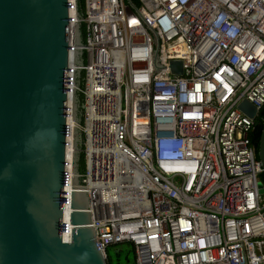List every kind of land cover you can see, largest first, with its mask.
<instances>
[{
    "label": "built area",
    "instance_id": "obj_1",
    "mask_svg": "<svg viewBox=\"0 0 264 264\" xmlns=\"http://www.w3.org/2000/svg\"><path fill=\"white\" fill-rule=\"evenodd\" d=\"M83 3L79 178L97 250L107 262L128 244L136 264H264V169L251 140L264 107V0Z\"/></svg>",
    "mask_w": 264,
    "mask_h": 264
},
{
    "label": "water",
    "instance_id": "obj_2",
    "mask_svg": "<svg viewBox=\"0 0 264 264\" xmlns=\"http://www.w3.org/2000/svg\"><path fill=\"white\" fill-rule=\"evenodd\" d=\"M82 46L77 0H0V264H108L79 178Z\"/></svg>",
    "mask_w": 264,
    "mask_h": 264
},
{
    "label": "trees",
    "instance_id": "obj_3",
    "mask_svg": "<svg viewBox=\"0 0 264 264\" xmlns=\"http://www.w3.org/2000/svg\"><path fill=\"white\" fill-rule=\"evenodd\" d=\"M131 1L133 2L134 5L138 6V0H131ZM78 12H79L80 15L84 14V3H83V0H78ZM82 32H83V29L81 28V33ZM82 59H83V63H85V59L84 58H82ZM79 83H80V89H81L83 87V84H84V74L83 73H81V76L79 78ZM78 98H79V104H80L79 118H80V123H82L83 95L81 93H79ZM263 124H264V107L261 109V111L259 113L255 132L251 136V140H252L253 145L256 148V151L258 149V145H259V140H260ZM81 137H82V143L80 144L81 154H80V159H79V162H78L80 174L83 173L84 169H85V160H84V154H83L84 138H83V136H81ZM257 158H258V156H257ZM261 180H262V182H264V175L263 174L261 175ZM108 264H111L109 258H108Z\"/></svg>",
    "mask_w": 264,
    "mask_h": 264
},
{
    "label": "rangeland",
    "instance_id": "obj_4",
    "mask_svg": "<svg viewBox=\"0 0 264 264\" xmlns=\"http://www.w3.org/2000/svg\"><path fill=\"white\" fill-rule=\"evenodd\" d=\"M107 253L111 264H136L134 250L128 244L112 246Z\"/></svg>",
    "mask_w": 264,
    "mask_h": 264
}]
</instances>
